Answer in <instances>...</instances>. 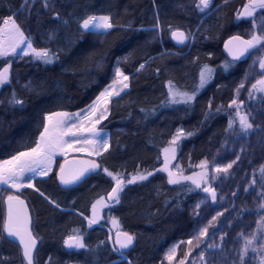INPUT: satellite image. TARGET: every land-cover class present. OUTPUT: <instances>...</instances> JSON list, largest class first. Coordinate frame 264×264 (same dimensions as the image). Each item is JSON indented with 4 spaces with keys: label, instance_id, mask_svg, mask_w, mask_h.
Masks as SVG:
<instances>
[{
    "label": "trees",
    "instance_id": "16d2710c",
    "mask_svg": "<svg viewBox=\"0 0 264 264\" xmlns=\"http://www.w3.org/2000/svg\"><path fill=\"white\" fill-rule=\"evenodd\" d=\"M96 15L110 26L84 29ZM8 17L40 53L0 54V161L36 144L45 114L89 105L117 70L127 86L97 125L107 148L78 182H60L58 157L32 186L0 185V264H264V0H0V25ZM233 36L251 43L242 59L222 51ZM168 85L193 98L171 101ZM169 146L183 173L205 163L204 186L159 170ZM12 196L29 208L31 258L3 227Z\"/></svg>",
    "mask_w": 264,
    "mask_h": 264
},
{
    "label": "rangeland",
    "instance_id": "374dc122",
    "mask_svg": "<svg viewBox=\"0 0 264 264\" xmlns=\"http://www.w3.org/2000/svg\"><path fill=\"white\" fill-rule=\"evenodd\" d=\"M81 25L84 29L102 30L110 26V23L107 16L96 15L83 20ZM7 53H40L35 50L29 38L11 17L6 18L0 25V54ZM5 74L7 75V68L0 74L1 80L6 79ZM210 77L211 70L204 68L200 73V86H203ZM260 81L264 83V77ZM126 86L127 76L117 70L114 80L106 85L89 105L72 112L45 114L44 130L38 136L36 144L30 150L15 154L0 162V185H6L12 189L32 186L35 178L46 176L53 170L56 160L60 156H70L80 160L84 163L87 171L94 169V159L108 146V131L98 128L97 125L107 112L109 100L122 92ZM167 90L171 101L184 102L193 98V93L181 92L170 85L167 86ZM178 137H173L171 142L174 143ZM174 157L175 148L173 146L163 149V161L159 170L166 173L169 181L185 180L193 183L196 187L204 186L207 181L204 162L197 164L199 166L197 170L183 173L178 166L173 165ZM221 169L214 166L212 172ZM117 192L118 189L116 194ZM13 198L16 199L15 196H12L7 200ZM109 202L108 196L97 198L91 206L86 221L91 225L97 223L102 216V209ZM10 217L12 220L10 223L8 219L10 226L19 223L14 213L10 214ZM112 225L114 226V222ZM110 227L112 226L110 225ZM114 237L119 247L130 244L129 237L124 236L121 231H115ZM175 250L176 246L173 245L165 254L169 263L174 260Z\"/></svg>",
    "mask_w": 264,
    "mask_h": 264
},
{
    "label": "water",
    "instance_id": "95a60500",
    "mask_svg": "<svg viewBox=\"0 0 264 264\" xmlns=\"http://www.w3.org/2000/svg\"><path fill=\"white\" fill-rule=\"evenodd\" d=\"M261 1L263 0H251V4H257ZM250 46L251 43L249 40L242 37L233 36L227 38L223 42L222 51L228 58L238 60L244 58L247 55ZM58 172L60 182L64 185H71L78 182L86 174V169L84 163L80 160H77L74 157H66L60 163ZM119 185L120 181H118L110 190L108 194L109 201H112L115 198L116 191ZM12 200V205L16 204L14 208L18 211L17 214H20L22 217L23 225L21 227H13L10 231V234L14 237H22L23 242H25L24 245L26 250V256L31 257L37 245V239L31 231V216L29 213V208L26 202L22 199ZM7 205H10L9 201H7ZM22 248H24L23 244Z\"/></svg>",
    "mask_w": 264,
    "mask_h": 264
},
{
    "label": "bare ground",
    "instance_id": "6f19581e",
    "mask_svg": "<svg viewBox=\"0 0 264 264\" xmlns=\"http://www.w3.org/2000/svg\"><path fill=\"white\" fill-rule=\"evenodd\" d=\"M26 54H27V53H26ZM41 133H42V132H41ZM41 133H40V134H41ZM40 134H39V135H40ZM39 135H38V136H39ZM15 205H16V204H15ZM15 205H7V203L5 202L6 220H7V218H8V217H7L8 214H13V213H14V214L17 216V218H18V219H17L18 222H20V220L22 221V217H21L20 214H17L18 211L14 208ZM11 222H12V220L10 219V223H11ZM8 223H9V221H8V222H5V225H6V229H5V231L8 232L9 235H11V234H10L11 229H12L13 227H17V226H19V225H18L19 223H18L17 225H13V226H10V224H8ZM22 225H23V222H21V226H22ZM21 226H20V227H21ZM19 239L22 241L21 243H22L23 246H24L23 251H24V253H25V252H26V250H25V245H24L25 242H23L22 237H20ZM19 239H18V240H19ZM25 255H26V253H25Z\"/></svg>",
    "mask_w": 264,
    "mask_h": 264
},
{
    "label": "flooded vegetation",
    "instance_id": "af4514ba",
    "mask_svg": "<svg viewBox=\"0 0 264 264\" xmlns=\"http://www.w3.org/2000/svg\"><path fill=\"white\" fill-rule=\"evenodd\" d=\"M8 201H9V204L12 205L13 200H12V199H9ZM10 218H11V217H10V214H9L8 219L10 220ZM8 219H7V222H8ZM21 222H22V221L20 220V222H19V224H18L19 226H21ZM4 227H5V229H6V225H4ZM10 236H11V235H10ZM11 237H12L14 240H16V241L20 238V236H15V237H14V236H11ZM19 241L22 242L20 239H19Z\"/></svg>",
    "mask_w": 264,
    "mask_h": 264
}]
</instances>
